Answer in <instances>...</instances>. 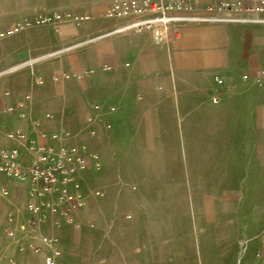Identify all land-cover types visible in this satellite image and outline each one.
<instances>
[{"label": "rangeland", "instance_id": "1", "mask_svg": "<svg viewBox=\"0 0 264 264\" xmlns=\"http://www.w3.org/2000/svg\"><path fill=\"white\" fill-rule=\"evenodd\" d=\"M17 23L12 29L18 25L21 28L0 40V52L5 51L10 57L0 65V80H8L0 93L4 96L14 94L21 98L17 105L10 103L3 107H15V112L10 113L11 115L24 113L47 133L67 131L75 135L68 143L75 142L85 149L86 165L80 174L83 192L80 207L86 202L85 206L89 207L92 219L78 222L73 220L72 223L86 236L85 246L90 245L88 249L92 252H84L83 255L87 264L92 261L91 264H105L111 256L114 258V252L115 260L129 258L130 264H170L169 261L159 262L158 253L163 250L167 256L174 249L180 253L179 262L182 264L223 263L224 253L237 247L241 240V237L236 236L235 240L228 241V237L224 235V217L228 215L229 207L224 206L223 201L229 195L237 197L239 190L238 155L233 152L229 154L230 149L237 147V141L232 136L228 138L231 135L229 126L223 122L221 113L207 105L204 91L198 97L197 108H191L190 99L186 96L175 95L173 89L168 91L171 99L183 101L181 107L163 109L164 115L175 116L177 124L174 125L176 131L174 129L173 132L176 134L167 139L165 156L147 151L145 156L144 150L135 151L137 160L133 165L130 163V124L119 126L113 121L116 114L122 112V108L113 100L93 102V105L99 106L101 114L95 119V125L92 126L94 134L91 135L84 126L86 117L92 113L84 107L78 94L67 97V92L62 89L63 85L78 86L91 72L89 69L60 67V59L64 62L63 55L116 34L96 38L105 29L89 35H71L77 24L46 12ZM67 24L70 26L65 27ZM16 35L21 36V41L14 39ZM47 63H54L57 68L52 69L48 75L39 77L43 83H37L35 77L30 78L31 66L39 67ZM111 68L108 64L102 65L104 71ZM77 71L83 73L80 79L60 77L62 73L71 75ZM26 73L29 75L26 76ZM53 74L58 79L53 80ZM109 106H113V111H108ZM124 112L130 119V105ZM1 113H6L2 111V106L0 115ZM105 121L110 124V128L105 127ZM45 122L52 123L55 127L49 130ZM98 122L101 127L97 126ZM151 142L156 144L158 139ZM162 162L168 164L166 172L157 171ZM178 163H182V172L170 170L169 165ZM143 165L146 167L144 171L133 172V166ZM143 180L165 181L167 186L144 188L145 198L130 199V190L139 191L138 181ZM176 183H182L183 186L176 187ZM4 188L6 189L3 190ZM25 188L26 184L8 179L0 173V251L13 243L6 254L0 257V264H16L19 246L23 247V253L42 251V244H27L24 241L32 234L34 238L39 224H27L29 211L26 205L30 196ZM208 197L214 202L213 219H208L205 210ZM131 206L137 208L139 213L133 212ZM143 207L147 209L145 215L148 214L150 219H142ZM8 229L13 231L12 237L5 235ZM136 233L138 245L135 241ZM44 236L39 237L42 240ZM121 240L124 241L123 245H127V249L121 246ZM234 245L236 246L233 247ZM102 247L106 250L105 254L101 253ZM58 248L60 256L61 248ZM46 253L41 257L43 264ZM102 255L103 258H100ZM232 255L236 259L235 252ZM226 262L224 264H232V260ZM56 264H60V260ZM233 264L236 261L233 260Z\"/></svg>", "mask_w": 264, "mask_h": 264}, {"label": "crops", "instance_id": "2", "mask_svg": "<svg viewBox=\"0 0 264 264\" xmlns=\"http://www.w3.org/2000/svg\"><path fill=\"white\" fill-rule=\"evenodd\" d=\"M185 1L189 8L177 14L201 15L216 12L214 6L211 10L205 9L208 4L206 1ZM109 2L110 0H0V31L40 13L85 12L90 15V19L73 28L71 35L99 33L111 24V20L104 16ZM229 14L230 11L218 12V15ZM69 26L70 24L65 25ZM168 37V42L160 45L154 43L146 33L117 34L84 49L68 51L62 57L64 62L60 59V67L89 69L91 72L78 86L63 85L62 89L67 92V97L78 94L84 107L91 113V105L95 101L113 100L122 108V112L116 114L113 121L119 126L130 124V163L133 165L137 160L135 151L144 150L145 156L146 151L165 156L167 139L176 134L173 132L174 129L176 131L174 125L177 124L175 116L164 115L163 109L181 107L183 101L171 99L168 91L173 89L175 95L186 96L190 99L191 108L198 107V97L204 91L207 105L221 113L223 122L229 126L231 135L228 138L232 136L237 141V147L230 149L229 154L233 152L238 155L240 173L237 197H223V203L229 207L228 215L224 217V235L228 237V241L235 240L236 236L241 237V240L237 247L234 245L235 248L224 253L223 263L215 264L231 260L232 264L233 260L236 264H264V22L186 23L176 30H170ZM14 39L19 41L21 36L16 35ZM8 56L7 52H0V65L10 58ZM106 64L112 67L111 70L102 69V65ZM55 67L57 68L54 63L31 66L30 78L35 77L43 83L39 77L48 75ZM7 81L0 80V92ZM212 96L217 97L216 103L211 101ZM20 98L14 94L4 96L0 93V107L10 103L17 105ZM129 105L130 119L124 112ZM1 114L0 145L14 144L3 136L9 131L18 130L33 137L32 120L26 114ZM45 124L49 130L55 127L52 123ZM97 126L101 127V124L98 122ZM155 138L158 143L153 144L151 141ZM166 164L162 162L157 171L166 172L169 169ZM169 166L175 172L183 171L182 163ZM140 167L133 166V172L144 171L146 168L145 165L141 167L143 169ZM166 186V182L160 180L138 181L139 191L130 190V199L145 198L144 188ZM175 186L183 185L176 183ZM85 203L77 213L70 214L74 221L92 219V213ZM213 203V199L208 197L205 204L208 219H213L215 215ZM131 207L133 212L139 213L137 208ZM146 210L143 207L142 219H150L148 214L145 215ZM74 225L64 217L60 218L58 227L53 226L50 220L41 222L34 238L32 234L24 241L27 244H42V251L23 253V247L19 246L16 264H43L41 257L47 252V248L39 237L42 235L52 237L61 248V255L57 258L60 264H87L88 261L83 259L84 252L92 251L88 249L90 245L85 246L86 236ZM136 234L135 241L138 245V233ZM121 242V246L127 249V245H123L124 241ZM10 244L0 251V257L11 248ZM103 247L102 254L106 251ZM234 252L236 259L231 256ZM158 256L159 262L182 264L179 262L180 253L177 249L167 256L162 250ZM105 264H130V259L115 260L114 252V258L111 256Z\"/></svg>", "mask_w": 264, "mask_h": 264}, {"label": "built area", "instance_id": "3", "mask_svg": "<svg viewBox=\"0 0 264 264\" xmlns=\"http://www.w3.org/2000/svg\"><path fill=\"white\" fill-rule=\"evenodd\" d=\"M206 1V10L214 6V14L181 15L177 14L189 8L185 0H110L104 11V16L111 20L105 32L96 38L114 34H142L150 35L152 41L163 45L168 42V32L176 30L186 23H202L211 21H225L236 23L264 22V0H194ZM219 11H230L229 15H218ZM54 17L64 18L77 25L90 19L88 13L52 12ZM21 25L13 29L0 31V38L13 33ZM81 71L71 75L62 73L61 78L70 77L80 79ZM53 80L58 76L53 75ZM37 83L41 80L36 79ZM211 101H218L216 96ZM113 106L108 111H113ZM92 114L85 119V128L91 135L94 134L93 124L101 114L97 104L92 106ZM6 113L15 112V107H2ZM110 128L109 123H105ZM33 137L27 133L14 130L4 133V137L14 142L13 145H0V173L8 179H16L26 184L25 190L30 196L26 205L29 211L28 226L40 224L50 220L58 227L60 218L64 217L72 222L71 213H74L82 204V188L80 174L85 169L86 156L83 146L77 143H68L75 135L67 131L47 133L38 127V123L31 121ZM4 188L3 190H5ZM5 193V192H4ZM97 193V192H95ZM38 224V225H39ZM8 237L13 231H5ZM42 243L47 248L44 264H56L59 248L50 236H44ZM22 249V247H20Z\"/></svg>", "mask_w": 264, "mask_h": 264}]
</instances>
